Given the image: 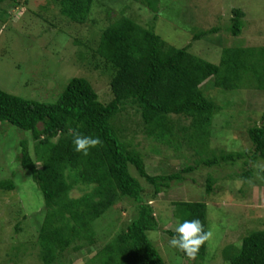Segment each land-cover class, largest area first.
<instances>
[{"label":"rangeland","instance_id":"obj_1","mask_svg":"<svg viewBox=\"0 0 264 264\" xmlns=\"http://www.w3.org/2000/svg\"><path fill=\"white\" fill-rule=\"evenodd\" d=\"M155 6L152 10L142 0H93L89 21L82 25L64 17L56 0H22L14 9H8L6 2L0 11V89L53 104L72 79L81 77L89 80L101 102L108 104L114 99L111 76L96 67L93 52L105 29L123 17L154 28L173 47L191 45L189 52L215 65L221 64L227 49L264 48V0H157ZM238 9L246 18L242 34L236 37L231 28L233 12ZM196 36L201 37L195 40ZM258 72L264 73V67ZM262 76L245 72L241 88L233 90L217 88L214 80L206 82L205 94L221 110L212 122L209 147L200 156L181 135L171 143L149 137L135 109L128 108L118 118L124 140L142 153L149 175L166 176L195 168L184 174L182 182L171 183L155 197L154 187L130 166L131 174L146 189L145 200L154 208L160 229L149 232L148 237L166 264H231L244 238L264 230V160L253 163L246 157L215 167L202 164L216 156L253 150L248 129L263 122ZM190 122L183 118L180 124L188 126ZM24 141L35 159L36 141L31 134L0 124V264H43L37 241L45 200L31 172L19 161ZM210 178L215 182L211 194L207 192ZM7 181L15 190L2 188ZM86 190L78 186L72 196L78 198ZM179 202L207 205V226L213 235L202 257L186 256L169 243L172 236L167 231L175 232L181 222L176 217ZM136 206L128 199L118 203L95 221L94 241L75 243L62 255L60 264H100L95 258L127 227Z\"/></svg>","mask_w":264,"mask_h":264},{"label":"trees","instance_id":"obj_2","mask_svg":"<svg viewBox=\"0 0 264 264\" xmlns=\"http://www.w3.org/2000/svg\"><path fill=\"white\" fill-rule=\"evenodd\" d=\"M21 1L0 0V11L6 2L8 9H14ZM56 1L61 14L70 21L82 25L89 21L93 0ZM142 1L155 10L157 0ZM244 16L240 9L233 12L231 32L236 37L242 34ZM190 46L173 47L154 28L123 17L105 29L93 52L96 67L111 76L114 99L108 104L102 103L91 82L81 77L72 79L53 104L24 99L0 89V124L8 123L29 132L36 141L35 159L24 141L19 161L31 172L45 200V217L37 241L38 257L43 264H60L62 255L75 243L94 241L95 221L126 199L137 204L136 212L95 261L166 264L148 237L149 232L160 229L154 208L145 200L146 189L131 174L130 166L154 187L155 197L171 183L182 182L184 174L195 168L187 167L166 176L149 175L142 153L124 140V128L118 124V118L128 108L135 109L149 137L171 143L181 135V140L200 156L209 147L212 122L221 110L205 94L206 82L214 80L217 88L233 90L241 88L245 72L254 71L260 78L264 75L258 72L264 67V48L227 49L221 64L215 65L189 52ZM183 118L190 120V125L182 126ZM75 132L98 136L102 143L87 155L77 153L72 145ZM248 135L252 151L216 156L202 164L215 167L246 157L253 163L264 160V116L261 125L248 129ZM207 182V192L211 194L215 182L212 178ZM1 186L15 190L11 181ZM78 186L89 190L74 198L72 192ZM176 207V217L181 222L199 218L208 231L206 204L179 202ZM167 232L171 236L175 234ZM207 242L195 256H204ZM230 261L231 264H264V230L245 237L240 252Z\"/></svg>","mask_w":264,"mask_h":264},{"label":"clouds","instance_id":"obj_3","mask_svg":"<svg viewBox=\"0 0 264 264\" xmlns=\"http://www.w3.org/2000/svg\"><path fill=\"white\" fill-rule=\"evenodd\" d=\"M74 131V130H73ZM102 143L98 136L86 135L75 132L72 139L73 150L87 155L89 151ZM211 231H206L204 224L199 218L185 219L178 222L175 234L169 243L189 257H195L202 245L212 237Z\"/></svg>","mask_w":264,"mask_h":264},{"label":"crops","instance_id":"obj_4","mask_svg":"<svg viewBox=\"0 0 264 264\" xmlns=\"http://www.w3.org/2000/svg\"><path fill=\"white\" fill-rule=\"evenodd\" d=\"M244 15H245V16H244V20H245V18H246V14L244 13Z\"/></svg>","mask_w":264,"mask_h":264}]
</instances>
